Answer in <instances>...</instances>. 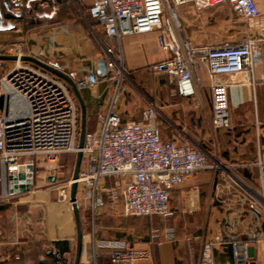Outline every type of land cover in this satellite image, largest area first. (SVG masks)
I'll return each mask as SVG.
<instances>
[{
	"label": "crops",
	"instance_id": "1",
	"mask_svg": "<svg viewBox=\"0 0 264 264\" xmlns=\"http://www.w3.org/2000/svg\"><path fill=\"white\" fill-rule=\"evenodd\" d=\"M31 1L40 3L41 0ZM54 1L46 0L57 8L64 2L56 0L60 4H55ZM254 1L260 14L249 21L238 17L228 5L200 11L191 4L176 8L182 35L194 48L238 45L249 37L261 43L262 64L251 76L236 73L224 77L228 83L231 127L215 131L228 132L232 139L235 138L236 142L232 141L234 145L227 147L229 155L215 160L216 163L212 162V165L219 166L217 169L199 171L172 188L167 203L171 215L165 218L149 219L125 215L119 198L114 199L109 194L119 185L115 176L101 180L96 196L102 199L103 204L95 208L87 195L89 191L78 186L76 206L82 236L79 264H109L107 250L94 252L96 241L107 240H121L132 247L148 250L152 264H195L202 243L212 240L216 235H220L225 241L214 247V264H232L229 237L236 236L247 240L251 231L258 235V239L252 242L254 254L259 264H264V217H255L247 204L237 202L240 197L249 202L258 199L259 171L256 163L264 162V0ZM2 10L4 24L11 22L14 25L12 30H15L19 18L3 7ZM72 28L70 41H76L77 44L73 51L77 49L78 54H81L84 32L79 23ZM100 40L121 52L123 68L127 73L145 72L158 75L150 67L163 60L165 54L158 48L153 33L123 37L119 43L102 34ZM99 48L101 55L98 56L92 55L93 51L89 49L87 66H59L74 81L81 80L88 73H94L99 78L95 87L80 90L87 112L86 131L100 129L99 116L105 115L112 103L113 112L122 122H139L144 109L156 107V122L161 138L176 140L178 144L192 142V138L200 132V123L203 121L212 129L210 83L204 70L199 74L198 94L193 98L180 97L175 93L174 85L168 82L171 87L170 96L176 100L175 128L171 122L174 121L171 115L175 113L170 109L171 105L160 106L153 100L134 112L126 104L124 91L120 92L118 85L111 90L110 82L113 81L96 73L97 62L102 59L100 45ZM13 52L12 50L9 53ZM201 92L207 93V104L195 100L200 97ZM15 108L7 99L2 98L0 109L4 115L11 111L16 112ZM19 108L25 112L23 103L20 102ZM166 109H169V113ZM64 160L65 157L60 156L53 165L35 159L34 182L31 188L21 191L17 197L7 202L0 203V264L72 263V255L77 245V227L72 206L69 207V201L60 197L63 188L61 182L66 177L69 166L64 164ZM74 164L75 159L72 174ZM84 168L85 160L82 157L79 171ZM6 190L7 182L0 163V197ZM51 195L56 197L55 201L51 199ZM167 229L172 231L171 239L165 237ZM154 230L158 234L156 239L152 238ZM195 244L199 245V249L197 254H192L190 250ZM159 260L160 263L157 262Z\"/></svg>",
	"mask_w": 264,
	"mask_h": 264
},
{
	"label": "built area",
	"instance_id": "2",
	"mask_svg": "<svg viewBox=\"0 0 264 264\" xmlns=\"http://www.w3.org/2000/svg\"><path fill=\"white\" fill-rule=\"evenodd\" d=\"M72 2L80 13V7L87 12L106 38L118 43L123 37L153 33L165 58L152 65L150 70L166 76L180 97L193 98L198 94L199 74L204 70L210 83L212 129L231 127L228 83L224 77L236 73L251 76L262 64L261 43L249 37L238 45L194 48L182 35L176 8L191 4L200 11L228 5L238 17L249 21L260 14L254 0ZM54 9L57 10V6ZM90 30L96 34L91 26ZM97 39L107 71L104 78L119 83L124 74L122 54ZM12 50L14 52L9 53ZM0 54L18 58L25 55L21 45L8 43H0ZM80 81L95 87L99 78L89 73ZM76 85L79 89L80 84ZM5 95L23 103L25 114L4 115L0 109V163L7 182L0 203L17 197L21 192L19 187H26L27 178L21 184L16 178L21 168L24 175H28L26 169L35 167V159L52 164L60 155H76L79 151V107L65 82L30 63L17 60L13 69L0 78V103ZM157 115V108L150 106L141 112V121L122 122L113 112L112 103L109 111L99 116L100 129L86 131L81 149L85 168L79 171L76 183L89 191L87 195L93 208L103 204L96 196L101 180L115 176L119 185L109 194L114 199L119 198L125 215L149 219L169 217V191L190 175L219 167L212 165L208 153L191 141L178 144L176 140H163ZM256 166L259 171L258 199L249 202L240 197L237 202L247 204L255 217H264V162H258ZM72 182L71 179L63 183L62 200L69 201ZM157 236V230H154L152 238ZM165 237L172 238L170 229ZM247 237V240L229 237L232 264H259L252 244L258 235L251 231ZM224 241L220 235L204 241L195 264H214V247ZM100 249L108 251L109 264H152L148 250L132 247L121 240L96 241L94 252Z\"/></svg>",
	"mask_w": 264,
	"mask_h": 264
},
{
	"label": "rangeland",
	"instance_id": "3",
	"mask_svg": "<svg viewBox=\"0 0 264 264\" xmlns=\"http://www.w3.org/2000/svg\"><path fill=\"white\" fill-rule=\"evenodd\" d=\"M63 5L54 9L49 2L41 0L40 3H34L31 0H9L10 6L16 7L19 10L17 18H19L15 30L0 32V43L21 45L25 55L34 56L46 63L56 64L59 66H74L83 67L88 65V58L90 57L89 49H92V55H101L98 39L102 37L101 28L96 25L95 22L89 19L87 12L83 11L80 7L81 13L78 8L73 4L72 0H63ZM55 4H60L58 1H54ZM74 21V23H73ZM79 23L84 32V47L81 54L77 51L74 52L73 48L76 47V41H70L71 33L73 32L74 24ZM90 26L94 28V32L90 30ZM67 32V33H62ZM9 55V54H8ZM81 66H77V65ZM15 62L0 61V78L7 71L13 69ZM124 70V69H123ZM121 81H113L111 83V90L115 86H119V91H124V97L127 105H130L137 112L140 106L147 105L150 101H157L160 106L171 105L170 109H173L175 113L171 116L176 128V100L170 96V85H168L169 79L165 76L153 75L149 73L129 74L125 70L123 71ZM89 74V73H88ZM86 74V76L88 75ZM83 79V78H82ZM81 79V80H82ZM77 84H80V90L90 89L88 83H82L80 80H75ZM118 91V93H119ZM112 92V91H111ZM5 99L10 102L15 111H11V116H22V109L19 108L20 102L13 99L9 95L4 96ZM196 101H200L202 104H207V93L201 92L199 98H195ZM169 113V109H166ZM132 111V112H133ZM159 120L164 123L163 119L159 117ZM167 123H165L166 126ZM235 139V138H234ZM230 137L228 132L218 133L211 129L207 122L200 123V132L197 136L192 138L193 143L199 144L209 155L210 163H216L215 160H219L221 157L228 156L227 147L236 142ZM234 145V144H232ZM65 157L64 164L69 165L67 169V175L62 179L64 183L71 180L72 165L74 163L75 155L71 156L60 155ZM58 156L57 158L59 159ZM69 157V158H67ZM44 161V160H43ZM44 163L49 164L47 161ZM53 164V163H52ZM56 164V161L54 162ZM53 164V165H54ZM46 198V197H45ZM53 201L56 200L54 195H51ZM68 204V203H67ZM69 207L71 206L68 204ZM199 245H192L191 253L197 254ZM75 257V251L72 255V263ZM158 259V254L156 255ZM160 263V260L157 261ZM218 264H221L219 262Z\"/></svg>",
	"mask_w": 264,
	"mask_h": 264
},
{
	"label": "water",
	"instance_id": "4",
	"mask_svg": "<svg viewBox=\"0 0 264 264\" xmlns=\"http://www.w3.org/2000/svg\"><path fill=\"white\" fill-rule=\"evenodd\" d=\"M2 7L14 14L18 15L19 10H13L10 6V3L8 0H0V31H9L14 28V25L11 22H6L4 24V13L2 10ZM19 60L20 62H25V63H30L46 72L49 74L57 77L58 79L62 80L65 82L70 90L72 91V94L74 98L76 99V102L79 107V113H80V126H79V138H78V149L79 151L76 153L75 156V164L73 168V174H72V183L70 186V192H69V201L71 203L72 209L74 211V217H75V222H76V227H77V245H76V250H75V258H74V263L73 264H79L80 263V257L82 254V236L80 233L79 229V220H78V213H77V206H76V192H77V183L76 180L78 179L79 175V170H80V164L82 161V153L81 149L83 147L84 143V137L86 133V120H87V112H86V106L83 100V97L81 95L80 90L78 89L75 81L73 78L66 73L64 70H62L60 67L57 65H53L50 63H46L42 61L41 59L34 57V56H29V55H23L20 58H18L16 55H8V54H0V61H10V62H15ZM106 67L105 63L102 59H99L96 65V73L100 77H105L106 75ZM26 171L29 173L28 175H24L22 168L20 169V172L17 175V180L21 184V182L26 179V187H19L20 191L23 190H29L34 182L33 179V169L32 168H27Z\"/></svg>",
	"mask_w": 264,
	"mask_h": 264
},
{
	"label": "flooded vegetation",
	"instance_id": "5",
	"mask_svg": "<svg viewBox=\"0 0 264 264\" xmlns=\"http://www.w3.org/2000/svg\"><path fill=\"white\" fill-rule=\"evenodd\" d=\"M11 8L13 9V10H17V8L16 7H12L11 6ZM11 15H14V14H12V13H10ZM14 16H16V15H14Z\"/></svg>",
	"mask_w": 264,
	"mask_h": 264
}]
</instances>
